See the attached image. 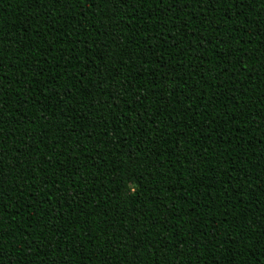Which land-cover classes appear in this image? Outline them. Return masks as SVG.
<instances>
[{"label":"trees","instance_id":"16d2710c","mask_svg":"<svg viewBox=\"0 0 264 264\" xmlns=\"http://www.w3.org/2000/svg\"><path fill=\"white\" fill-rule=\"evenodd\" d=\"M0 264H264V0H0Z\"/></svg>","mask_w":264,"mask_h":264}]
</instances>
